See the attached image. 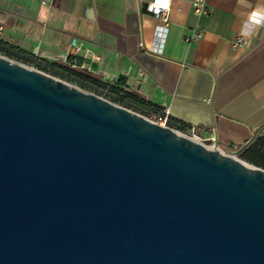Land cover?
I'll return each mask as SVG.
<instances>
[{
    "label": "water",
    "instance_id": "obj_1",
    "mask_svg": "<svg viewBox=\"0 0 264 264\" xmlns=\"http://www.w3.org/2000/svg\"><path fill=\"white\" fill-rule=\"evenodd\" d=\"M249 142L202 145L0 55V264H264Z\"/></svg>",
    "mask_w": 264,
    "mask_h": 264
},
{
    "label": "crops",
    "instance_id": "obj_2",
    "mask_svg": "<svg viewBox=\"0 0 264 264\" xmlns=\"http://www.w3.org/2000/svg\"><path fill=\"white\" fill-rule=\"evenodd\" d=\"M53 1L0 0V42L27 66L65 64L76 38L85 72L168 109L184 133L195 126L232 151L264 134V0H207L201 17L194 0H173L167 32L146 11L152 0ZM244 30L247 44L233 47Z\"/></svg>",
    "mask_w": 264,
    "mask_h": 264
},
{
    "label": "trees",
    "instance_id": "obj_3",
    "mask_svg": "<svg viewBox=\"0 0 264 264\" xmlns=\"http://www.w3.org/2000/svg\"><path fill=\"white\" fill-rule=\"evenodd\" d=\"M23 52L20 49L9 47L6 44L0 42V55L13 59L17 62L28 65L33 63V59L22 55ZM40 67L39 71L48 73L49 75L63 80L71 85L78 86L86 92H91L96 96L105 97L109 101L118 106H122L131 111L142 110L149 113L150 110L161 111L151 102L147 101L143 97L138 96L134 92H129L123 83L119 81H103L98 77L88 74L85 71L73 70L67 64L64 63H47L46 67ZM170 128L184 132L186 130L185 125L179 122H175L169 118L168 124ZM222 150H231L230 147H226V150L221 146ZM232 151V150H231ZM238 158L250 165L257 168L264 169V134L259 135L258 132L254 135L248 146L238 156Z\"/></svg>",
    "mask_w": 264,
    "mask_h": 264
},
{
    "label": "built area",
    "instance_id": "obj_4",
    "mask_svg": "<svg viewBox=\"0 0 264 264\" xmlns=\"http://www.w3.org/2000/svg\"><path fill=\"white\" fill-rule=\"evenodd\" d=\"M45 5L53 4V0H40ZM172 3L173 0H152L147 4L146 11L153 15L158 21H160L161 26L165 32L169 30L170 16L172 13ZM193 8L197 16L208 15L209 10L207 7V0H194ZM264 25V15L263 20L260 21ZM5 33V27L0 23V41L3 39ZM248 34L244 31L237 33L232 40L233 47L245 46L248 42ZM197 39L201 37V34H197ZM70 59L66 61L71 69L84 71L86 69V62L81 63V60H86L87 56L84 54L83 48L78 42V39H73L71 41V55ZM114 82V81H111ZM171 112L168 109L162 111H156L154 109L150 110L148 113V118L150 121L156 123L160 126L169 127L168 120L170 118ZM170 128V127H169ZM175 131V130H174ZM178 131V130H176ZM180 132V131H178ZM181 133V132H180ZM183 136L188 139H192L202 145H208L214 147L216 143V138H202L199 135L198 129L195 126H191L190 130L187 133H181Z\"/></svg>",
    "mask_w": 264,
    "mask_h": 264
},
{
    "label": "rangeland",
    "instance_id": "obj_5",
    "mask_svg": "<svg viewBox=\"0 0 264 264\" xmlns=\"http://www.w3.org/2000/svg\"><path fill=\"white\" fill-rule=\"evenodd\" d=\"M41 72V71H40ZM46 74V73H45ZM48 74V73H47ZM98 97H100V96H98ZM106 97V96H105ZM105 97H100V98H103V99H107V98H105ZM108 100V99H107ZM129 110V109H128ZM131 111V110H130ZM132 112H136V113H138V114H140V115H142L143 117H145V118H148V114H147V112H145V111H142V110H137V111H132ZM172 129V128H171ZM174 130V129H173ZM176 131V130H175ZM181 133H184V132H181Z\"/></svg>",
    "mask_w": 264,
    "mask_h": 264
}]
</instances>
